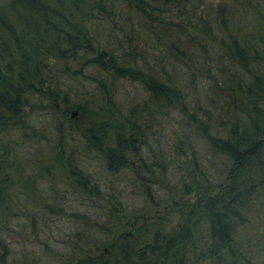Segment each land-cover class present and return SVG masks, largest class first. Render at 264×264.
<instances>
[{"label":"trees","instance_id":"1","mask_svg":"<svg viewBox=\"0 0 264 264\" xmlns=\"http://www.w3.org/2000/svg\"><path fill=\"white\" fill-rule=\"evenodd\" d=\"M263 192L264 0H0V264H50L1 233L39 209L75 221L58 264H256Z\"/></svg>","mask_w":264,"mask_h":264},{"label":"rangeland","instance_id":"2","mask_svg":"<svg viewBox=\"0 0 264 264\" xmlns=\"http://www.w3.org/2000/svg\"><path fill=\"white\" fill-rule=\"evenodd\" d=\"M208 2L216 3L218 0H206ZM123 86H127L124 84ZM25 113L31 115V117H41L42 111L33 109V107H26ZM76 110L71 109L70 114H75ZM170 126L164 127L163 132H168ZM148 139L151 140L152 137L149 134ZM162 143L165 141V136H160ZM86 140L78 132H68L66 137V142L64 147L67 153L72 154L76 158L78 164L86 170L95 174L97 179L101 180L102 175H104V169L101 166V160L99 156L94 152H88L84 148ZM153 143H155L153 141ZM164 144V143H163ZM141 152L146 154V145L142 147ZM149 165V161L146 162ZM135 165H139L138 161H135ZM125 182L123 181L122 184ZM41 187V186H40ZM65 189V186H61L60 190ZM24 197V195H22ZM124 198L127 203L139 208L144 201L142 196H138L136 193L132 192L129 188H126V193ZM64 203L66 205H76L73 200V194L70 191L64 193ZM27 204V206H31ZM146 212L147 209H143ZM150 214L146 213V216H142L144 225L148 224L150 221ZM253 219L249 224L245 233L241 234L243 245L247 249V257L255 262L256 264H261L264 262V192L261 199L257 202L255 210L253 213ZM149 220V221H148ZM153 222V221H151ZM150 223V222H149ZM31 221L24 214L14 216L9 220L7 228L1 233L2 236L8 240V245L10 246L11 254L9 256V261L14 259L29 258L31 256H40L42 261L49 262L50 264H58L59 260L64 261L69 247L64 241L68 238V233L72 231L75 227V221L67 217H58L55 214H49L47 212L39 209L35 216V221L33 226L30 225ZM145 225V226H146ZM149 225V224H148ZM129 229L126 228L124 232H128ZM121 233L122 237L125 233ZM45 244H48L49 249H45ZM45 249V250H43ZM99 251L105 253L107 251L106 246L100 245ZM25 256V257H24Z\"/></svg>","mask_w":264,"mask_h":264}]
</instances>
